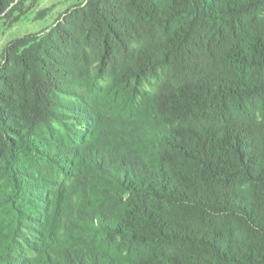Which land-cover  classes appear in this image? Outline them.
I'll use <instances>...</instances> for the list:
<instances>
[{"label":"trees","instance_id":"obj_1","mask_svg":"<svg viewBox=\"0 0 264 264\" xmlns=\"http://www.w3.org/2000/svg\"><path fill=\"white\" fill-rule=\"evenodd\" d=\"M1 220L6 264H264V0H86L8 42Z\"/></svg>","mask_w":264,"mask_h":264},{"label":"rangeland","instance_id":"obj_2","mask_svg":"<svg viewBox=\"0 0 264 264\" xmlns=\"http://www.w3.org/2000/svg\"><path fill=\"white\" fill-rule=\"evenodd\" d=\"M86 0H22L5 15L0 16V53L3 47L11 40L25 34L36 33L48 29L56 23L66 10L73 5L84 3ZM9 220V219H8ZM5 220L0 225L6 226ZM27 224L21 225L20 236L27 229ZM7 246L0 242V255ZM26 258H33L37 253L26 247L25 244L16 246ZM4 255V254H3ZM1 264H6L1 261Z\"/></svg>","mask_w":264,"mask_h":264}]
</instances>
